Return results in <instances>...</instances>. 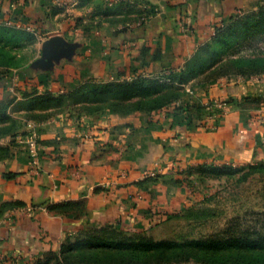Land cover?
<instances>
[{
	"label": "crops",
	"instance_id": "1",
	"mask_svg": "<svg viewBox=\"0 0 264 264\" xmlns=\"http://www.w3.org/2000/svg\"><path fill=\"white\" fill-rule=\"evenodd\" d=\"M85 1L0 0L6 34L28 26L48 37L44 46L53 38L66 44L57 56L38 62L56 65V77L40 75L32 92L6 96V114L14 123L0 132V261L7 264L38 262L93 229L149 230V180L213 165L264 163V77L222 81L199 93L190 86L195 76H185L188 61L212 40L219 23L236 15L240 1L166 2L143 26L70 28L75 18L85 21ZM166 70L187 79L175 82L188 85L181 101L152 112L90 109L94 89L131 82L136 72ZM28 116L47 119L13 120ZM32 125L40 134L37 168L21 146H9L11 134Z\"/></svg>",
	"mask_w": 264,
	"mask_h": 264
},
{
	"label": "rangeland",
	"instance_id": "2",
	"mask_svg": "<svg viewBox=\"0 0 264 264\" xmlns=\"http://www.w3.org/2000/svg\"><path fill=\"white\" fill-rule=\"evenodd\" d=\"M176 1L180 0H86L82 6L85 21L80 19L78 22L73 18L70 28L113 31L143 26L160 3ZM239 1L234 19L219 23L222 29L202 46L197 61H188L191 70L185 76L188 79L195 76V82L190 86L199 93L222 81L231 84L264 77V0ZM14 28L19 31L8 35L10 28L5 31V27L0 26V96H3L0 103L4 104L10 100L6 97L8 94L32 92L36 87L35 78L40 75L56 77L60 70L56 65L44 68L38 64L44 60V40L48 37L35 30L29 31L28 26ZM185 29V43L191 51L193 39L188 28ZM33 63L36 65L28 74V66ZM103 72L105 70L100 71ZM162 82L166 84L157 88L114 90L98 97V104L92 108L107 107L133 113L173 99L181 101L189 92L188 85L171 84L169 80ZM41 119L47 117L28 116L13 120L21 123ZM11 125L10 117L0 119V130ZM148 192V200L153 206V224L147 231L129 233L131 240L122 243L128 245L124 249L105 251L100 243L87 241L74 256L62 259L61 250H56L32 264H223L218 256L187 255V259L179 261L183 257L178 252L173 254L169 249L170 253H163L157 245L175 243L183 245L182 250L191 252L192 249L187 247L194 242L210 248L212 242L219 246L234 242L235 236H242V233L248 236L250 232H261L262 224L258 221L264 214V163L242 167L213 165L182 175L168 173L160 179L149 180ZM248 264H264V256L257 258V263Z\"/></svg>",
	"mask_w": 264,
	"mask_h": 264
},
{
	"label": "trees",
	"instance_id": "3",
	"mask_svg": "<svg viewBox=\"0 0 264 264\" xmlns=\"http://www.w3.org/2000/svg\"><path fill=\"white\" fill-rule=\"evenodd\" d=\"M233 19L234 18L232 17L231 20ZM221 29H222L221 26L216 27L215 33L220 32ZM193 61H197V57ZM184 77L185 76L183 75L176 76L173 70H168V71L166 70L164 71L163 74L161 73L160 75H152V76H145L143 74L136 72L131 82H123V83L111 82L100 89H94L93 87L94 85H92L94 89L93 93L95 95L93 96L90 102V109H94L92 108V106L98 104L97 101L98 97L102 95H109L110 92L112 93L114 90H144L151 87L157 88L160 85L166 84V82H162V80H167V81L169 80L171 84H175V82L177 83L184 81L183 80ZM178 101H180V99H173L160 106L149 108L147 110H136V112L138 111L152 112L155 110L162 109L164 107H168L172 104L177 103ZM8 103H10V100ZM8 103L5 104L0 103V119L8 118L6 114L7 106L9 105ZM12 124L14 123L12 122ZM11 127L1 129L0 132H5L8 130L10 131ZM17 135L18 132L11 134L12 141L10 142L9 145L10 147L17 146V144L15 143V137ZM260 216L263 217V219L261 218V220L258 221V223L262 224L261 232L258 231L255 233L250 232L248 236H245V234L242 233V236H235L234 242H225L224 244H221L219 246L215 245L216 242H212L210 248L206 247L201 242H194L190 244V246L188 245L189 247H187L192 249L191 252H188L186 249L182 250L183 245H178L175 243L158 244L157 248H159L160 252L163 253H170V250L171 252H173V254L178 252V254L183 257L179 261H184L185 259H187L188 257L187 255H189V257L190 255H203L204 257L218 256V260L223 264L257 263V258L264 256V214H261ZM252 234H254V236L251 238ZM130 240L131 238H129L128 234H126L125 232H119L117 230L110 228H104L101 229L100 231L93 233L92 231H88L87 233L83 234L80 238H78L75 243H69L67 245H64L61 249V253H62L61 258L64 259L70 256H74L73 255L74 252L78 248L83 247L84 243H86L87 241H93V242L95 241L96 243H100V245L104 248L105 251H112L118 248L124 249L128 245L122 243H128ZM252 260L256 262H252ZM4 263L5 262L0 261V264H4Z\"/></svg>",
	"mask_w": 264,
	"mask_h": 264
},
{
	"label": "built area",
	"instance_id": "4",
	"mask_svg": "<svg viewBox=\"0 0 264 264\" xmlns=\"http://www.w3.org/2000/svg\"><path fill=\"white\" fill-rule=\"evenodd\" d=\"M29 31H34L32 28L28 27ZM263 121V120H260ZM264 122V121H263ZM27 138V139H25ZM15 142L18 146H21L29 154V157L34 168L38 167V159L40 155V141H39V130L38 127L32 125L30 130L27 131L26 135H21L16 137ZM151 177L157 175L156 172L148 174Z\"/></svg>",
	"mask_w": 264,
	"mask_h": 264
},
{
	"label": "water",
	"instance_id": "5",
	"mask_svg": "<svg viewBox=\"0 0 264 264\" xmlns=\"http://www.w3.org/2000/svg\"><path fill=\"white\" fill-rule=\"evenodd\" d=\"M66 44L59 38H53L45 44V58L50 59L57 56Z\"/></svg>",
	"mask_w": 264,
	"mask_h": 264
}]
</instances>
